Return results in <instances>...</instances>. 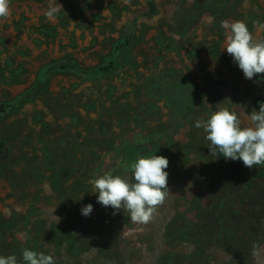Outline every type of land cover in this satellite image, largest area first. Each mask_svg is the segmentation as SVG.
<instances>
[{
    "label": "rangeland",
    "instance_id": "374dc122",
    "mask_svg": "<svg viewBox=\"0 0 264 264\" xmlns=\"http://www.w3.org/2000/svg\"><path fill=\"white\" fill-rule=\"evenodd\" d=\"M11 0L0 19V255L55 264H264V175L210 154L195 122L264 99L223 20L264 40V0ZM62 8L49 19L50 5ZM108 71L100 68L109 64ZM167 157L169 193L147 224L97 202L110 171ZM91 203L89 216L81 213Z\"/></svg>",
    "mask_w": 264,
    "mask_h": 264
},
{
    "label": "clouds",
    "instance_id": "9594fccd",
    "mask_svg": "<svg viewBox=\"0 0 264 264\" xmlns=\"http://www.w3.org/2000/svg\"><path fill=\"white\" fill-rule=\"evenodd\" d=\"M11 0H0V19L7 20L11 15ZM62 5H50L45 12L49 19L55 17ZM226 31L225 47L228 55L242 70L245 78L253 79L264 73V40H254L247 25L239 20L221 21ZM249 123L242 124L240 117L227 108L212 112L207 119H199L195 127L203 129L209 142L210 154L226 160H238L249 169L264 166V102L259 111L253 110ZM169 166L167 157L162 155L140 156L130 167L133 180L113 175L106 171L91 181L98 193L97 202L104 207L113 208V214L127 212L131 221L147 224L154 219L160 205L166 200L169 191ZM93 211L91 203L81 209L84 216ZM24 264H55L52 255L27 248L22 250ZM0 264H20L13 255H0Z\"/></svg>",
    "mask_w": 264,
    "mask_h": 264
},
{
    "label": "trees",
    "instance_id": "16d2710c",
    "mask_svg": "<svg viewBox=\"0 0 264 264\" xmlns=\"http://www.w3.org/2000/svg\"><path fill=\"white\" fill-rule=\"evenodd\" d=\"M149 4H150V12L153 13L155 12L156 10V6H155V3L153 0H150L149 1ZM113 67V64H109V65H106V66H103L101 67L100 69L103 70V71H108L110 70L111 68ZM261 102H264V99L262 98H257L256 100V107L259 111V105ZM9 105L5 104V103H1L0 104V112H6L7 109H8ZM264 175V166H260V169H259V172H258V176H263Z\"/></svg>",
    "mask_w": 264,
    "mask_h": 264
}]
</instances>
